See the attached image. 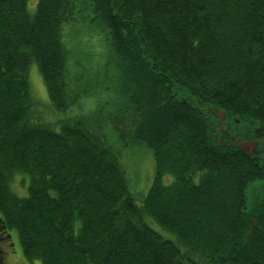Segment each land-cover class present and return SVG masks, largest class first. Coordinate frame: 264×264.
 <instances>
[{"label":"trees","instance_id":"1","mask_svg":"<svg viewBox=\"0 0 264 264\" xmlns=\"http://www.w3.org/2000/svg\"><path fill=\"white\" fill-rule=\"evenodd\" d=\"M89 9L119 101L68 115L62 28ZM34 62L54 123L33 108ZM215 110L264 144V0H0V264L11 230L18 264H264L258 159L221 143ZM136 143L154 160L139 202L120 161Z\"/></svg>","mask_w":264,"mask_h":264},{"label":"rangeland","instance_id":"2","mask_svg":"<svg viewBox=\"0 0 264 264\" xmlns=\"http://www.w3.org/2000/svg\"><path fill=\"white\" fill-rule=\"evenodd\" d=\"M31 3L32 1L28 3L29 7H32ZM85 15L86 17H80L77 13L76 18L65 22L62 28V40L69 51L65 81L69 92L72 96H75L66 110L65 114L68 115L80 113L85 116L88 114L94 116L103 113L105 110L113 109L119 101L116 72L114 76V71L110 67L113 65L108 60L104 61L106 42L103 30L91 21L90 9L86 11ZM34 65L36 66L35 62L29 68L30 93L32 92L36 97L33 108L43 117L41 119L54 123L55 118H57L56 110L51 105L41 74L36 68L37 66ZM58 114L59 111L57 110ZM104 129L107 137L109 131L110 137L115 132L108 122L105 123ZM255 138L257 137L255 136ZM120 161L126 170L129 189L134 193L135 200L139 202L152 182L150 174L153 171V155L147 146L136 143L122 150ZM23 175L21 173L14 174L10 183L12 190L19 194H24L26 191L25 186L28 177L24 175L25 182L22 184ZM165 177H168V175H165ZM259 179L257 178L247 185V199L250 202L261 195L253 187ZM149 223L153 227H159L151 219H149ZM10 234L12 245L10 251H6L4 260L6 264L20 263L25 260V256L16 231L11 230ZM29 262L30 264H42L38 258Z\"/></svg>","mask_w":264,"mask_h":264},{"label":"flooded vegetation","instance_id":"3","mask_svg":"<svg viewBox=\"0 0 264 264\" xmlns=\"http://www.w3.org/2000/svg\"><path fill=\"white\" fill-rule=\"evenodd\" d=\"M223 124L226 126L223 128L224 136L222 139L227 141V146H234L240 150H242L245 154L250 155L253 159H258L259 163V169L261 171L262 176L260 177L259 181L254 184V188H256L257 191L261 193V195H264V144L259 141L257 144L255 150L253 153L249 154L247 151H245L243 148H240V144L244 140H255V134L254 133H245V131L242 129L241 126L238 124L235 125L234 122L238 123V119L234 116H232L230 119L226 118V115L222 118ZM244 131V132H243ZM263 145V146H262ZM256 157V158H254ZM12 243H5L3 247L4 254L6 251H10V246ZM18 264V263H15ZM23 264H30L29 261L24 262Z\"/></svg>","mask_w":264,"mask_h":264},{"label":"water","instance_id":"4","mask_svg":"<svg viewBox=\"0 0 264 264\" xmlns=\"http://www.w3.org/2000/svg\"><path fill=\"white\" fill-rule=\"evenodd\" d=\"M216 114L222 119L224 114H222L221 111H217ZM225 127V125H221L219 126V130H223V128ZM225 142V141H224ZM223 144H226L227 142H225ZM258 144L257 140H244L241 142L240 144V148H243L245 151H247L248 153H253V151L255 150L256 146ZM252 225L254 227H257L255 221H252Z\"/></svg>","mask_w":264,"mask_h":264}]
</instances>
